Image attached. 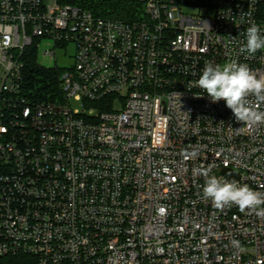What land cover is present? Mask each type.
<instances>
[{
    "label": "built area",
    "instance_id": "1",
    "mask_svg": "<svg viewBox=\"0 0 264 264\" xmlns=\"http://www.w3.org/2000/svg\"><path fill=\"white\" fill-rule=\"evenodd\" d=\"M122 1L137 19L0 0V264H264V218L213 207L194 174L264 191V124L195 86L206 61L264 75V50L240 52L264 0ZM42 43L76 46L46 100L23 88Z\"/></svg>",
    "mask_w": 264,
    "mask_h": 264
},
{
    "label": "clouds",
    "instance_id": "2",
    "mask_svg": "<svg viewBox=\"0 0 264 264\" xmlns=\"http://www.w3.org/2000/svg\"><path fill=\"white\" fill-rule=\"evenodd\" d=\"M246 42L241 53L254 55L264 50V28L252 23L246 30ZM195 86L203 90L212 103L223 100L232 111L236 121L249 127L264 124V75H258L245 63L229 60L223 64L206 61L202 74ZM201 146L186 151L188 158H196ZM214 165L194 169V174L204 178L202 198L211 200L213 207L224 209L233 205L241 212L264 218V191L252 189L249 185H238L235 180L210 175ZM231 175V173H229ZM231 246L238 248L240 241L233 239Z\"/></svg>",
    "mask_w": 264,
    "mask_h": 264
},
{
    "label": "trees",
    "instance_id": "3",
    "mask_svg": "<svg viewBox=\"0 0 264 264\" xmlns=\"http://www.w3.org/2000/svg\"><path fill=\"white\" fill-rule=\"evenodd\" d=\"M69 4L90 11L98 17L131 21L139 16L135 14L137 5L122 0H61ZM57 75L59 71L41 68L37 63V54L32 50L30 56L25 58L23 88L32 98L46 100L54 98L59 91Z\"/></svg>",
    "mask_w": 264,
    "mask_h": 264
},
{
    "label": "rangeland",
    "instance_id": "4",
    "mask_svg": "<svg viewBox=\"0 0 264 264\" xmlns=\"http://www.w3.org/2000/svg\"><path fill=\"white\" fill-rule=\"evenodd\" d=\"M190 13L198 12L196 8H189L187 10ZM210 13H207L209 16ZM51 48L49 44L42 43L41 51L37 54V63L41 68L47 70H53L59 68L61 71L69 70L75 65V52L76 46L74 44H68V46L59 45L56 47V57L45 56L42 51ZM74 108L79 107L73 100H71Z\"/></svg>",
    "mask_w": 264,
    "mask_h": 264
},
{
    "label": "water",
    "instance_id": "5",
    "mask_svg": "<svg viewBox=\"0 0 264 264\" xmlns=\"http://www.w3.org/2000/svg\"><path fill=\"white\" fill-rule=\"evenodd\" d=\"M224 173H225L226 175H228L229 177H231L233 180L236 179V176H234V174L232 173V171H230V170H225ZM229 173H231V175H229Z\"/></svg>",
    "mask_w": 264,
    "mask_h": 264
}]
</instances>
